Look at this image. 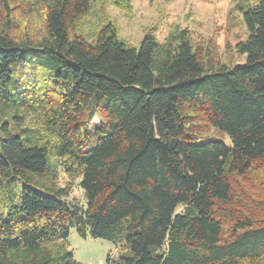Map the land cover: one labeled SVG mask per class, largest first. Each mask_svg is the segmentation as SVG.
<instances>
[{
  "label": "trees",
  "instance_id": "1",
  "mask_svg": "<svg viewBox=\"0 0 264 264\" xmlns=\"http://www.w3.org/2000/svg\"><path fill=\"white\" fill-rule=\"evenodd\" d=\"M131 1L0 0V264H82L71 228L119 264H264V198L240 183L264 173V0L239 6L232 65L177 26L136 47L96 28L97 5ZM199 117L232 145L203 142Z\"/></svg>",
  "mask_w": 264,
  "mask_h": 264
},
{
  "label": "rangeland",
  "instance_id": "2",
  "mask_svg": "<svg viewBox=\"0 0 264 264\" xmlns=\"http://www.w3.org/2000/svg\"><path fill=\"white\" fill-rule=\"evenodd\" d=\"M242 0H132L131 8L124 9L112 2L97 5L99 19L94 23L100 28L107 23L113 24L120 38L131 46H138L148 33L160 41L166 40L170 30L178 27L188 30L196 47L213 51L214 60L221 64L232 65L242 63L244 57L236 53V45L247 36L239 6ZM93 17H95L93 15ZM92 19L91 16H88ZM22 31L29 29L40 34L41 24L37 20L23 19ZM96 117L94 127L98 124ZM199 136L203 142L222 141L231 146V139L205 121L197 119ZM253 170L245 178H240L242 188L257 198H264V173L257 174ZM79 179L72 180L60 167L57 185L71 186L68 202L86 207L83 190L79 187ZM230 225L225 227V236L231 231ZM69 250L74 259L82 264H119L120 245L91 236L81 237L75 228H71L68 238Z\"/></svg>",
  "mask_w": 264,
  "mask_h": 264
}]
</instances>
